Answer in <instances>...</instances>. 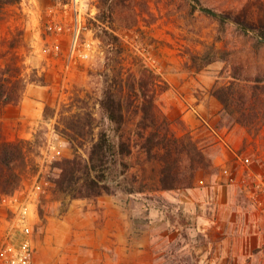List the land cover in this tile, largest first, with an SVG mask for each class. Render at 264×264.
Masks as SVG:
<instances>
[{"label":"rangeland","instance_id":"obj_1","mask_svg":"<svg viewBox=\"0 0 264 264\" xmlns=\"http://www.w3.org/2000/svg\"><path fill=\"white\" fill-rule=\"evenodd\" d=\"M244 25L264 26V0H18L3 6L0 66L14 57L23 73L35 70L47 83L44 106L56 112L35 126L41 147L27 152L32 167L22 171L19 186L0 193V237L24 202L35 264H264V43L252 30L243 33ZM105 33L120 45V52L109 53V66ZM212 44L226 59L198 67L193 58ZM142 66L168 85L155 101L172 131L190 135L213 169L195 170L191 187L150 192L153 172L147 165L142 170L144 157L136 153L147 193L70 198L56 192L55 162L75 153L85 158L89 150L85 143L75 152L55 133L60 105L77 95L84 99L80 109L89 107L99 118L93 103L105 70L124 85ZM221 87H230L226 109L211 94Z\"/></svg>","mask_w":264,"mask_h":264},{"label":"trees","instance_id":"obj_2","mask_svg":"<svg viewBox=\"0 0 264 264\" xmlns=\"http://www.w3.org/2000/svg\"><path fill=\"white\" fill-rule=\"evenodd\" d=\"M17 1L0 0V10ZM191 5L195 7V4ZM208 13L214 16L211 10ZM111 14L108 9V17ZM217 19L221 25L225 22L223 17ZM239 28L245 34L254 31L256 42L264 43V26ZM105 38L110 47L106 50V66H109L112 60L109 53L120 52V45L117 37L109 33H105ZM226 55V51L212 44L193 59L197 58L198 67H202L226 59ZM13 59L9 57V61L0 66V105L19 103L27 84L47 85L35 70L29 75L23 73L21 66L11 62ZM104 76L101 95L93 103V107L100 109L99 118L89 107L80 109L83 106L77 102H84V99L77 95L70 96L60 105L53 124L55 133L62 136L75 152L85 143L89 144V150L85 158L75 153L55 162L59 170L53 179L56 192L70 198H90L117 191L129 195L147 193L146 178L140 177L135 168L136 153L144 157L142 170L146 171L147 165L153 172L154 188H150V192L191 187L195 170L213 169L210 159L190 135H175L170 121L156 104L157 93L168 89L167 84L160 85L157 74L142 66L137 75H132L131 83L124 85L117 73L113 75L105 70ZM225 89L230 93V87L211 91L224 109L228 108ZM55 112L56 107L45 105L43 121L48 123ZM236 122L247 126L242 120ZM39 137L35 133L32 139L0 140V193L9 194L19 186L22 171L32 167L28 164L27 152L41 147Z\"/></svg>","mask_w":264,"mask_h":264},{"label":"crops","instance_id":"obj_3","mask_svg":"<svg viewBox=\"0 0 264 264\" xmlns=\"http://www.w3.org/2000/svg\"><path fill=\"white\" fill-rule=\"evenodd\" d=\"M48 100L43 86L28 84L18 104L0 105V137L30 139Z\"/></svg>","mask_w":264,"mask_h":264},{"label":"built area","instance_id":"obj_4","mask_svg":"<svg viewBox=\"0 0 264 264\" xmlns=\"http://www.w3.org/2000/svg\"><path fill=\"white\" fill-rule=\"evenodd\" d=\"M11 199L14 196L7 197V200ZM6 222L0 237V264H35L33 227L28 221L24 202L12 210V216Z\"/></svg>","mask_w":264,"mask_h":264},{"label":"water","instance_id":"obj_5","mask_svg":"<svg viewBox=\"0 0 264 264\" xmlns=\"http://www.w3.org/2000/svg\"><path fill=\"white\" fill-rule=\"evenodd\" d=\"M207 10V9H206ZM207 11H209V10H207ZM210 12V11H209Z\"/></svg>","mask_w":264,"mask_h":264}]
</instances>
